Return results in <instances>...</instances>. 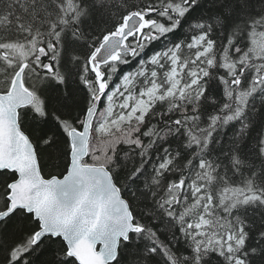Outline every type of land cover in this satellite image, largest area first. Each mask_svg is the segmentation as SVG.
Listing matches in <instances>:
<instances>
[{
	"label": "snow or ice",
	"instance_id": "obj_1",
	"mask_svg": "<svg viewBox=\"0 0 264 264\" xmlns=\"http://www.w3.org/2000/svg\"><path fill=\"white\" fill-rule=\"evenodd\" d=\"M0 264H264V0H0Z\"/></svg>",
	"mask_w": 264,
	"mask_h": 264
}]
</instances>
